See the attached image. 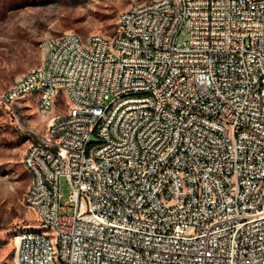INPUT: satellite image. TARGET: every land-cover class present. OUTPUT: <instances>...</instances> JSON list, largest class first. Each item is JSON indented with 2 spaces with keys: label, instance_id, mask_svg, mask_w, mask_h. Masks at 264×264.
Returning <instances> with one entry per match:
<instances>
[{
  "label": "built area",
  "instance_id": "1",
  "mask_svg": "<svg viewBox=\"0 0 264 264\" xmlns=\"http://www.w3.org/2000/svg\"><path fill=\"white\" fill-rule=\"evenodd\" d=\"M117 25L49 36L0 93L48 123L16 264H264V0L134 2Z\"/></svg>",
  "mask_w": 264,
  "mask_h": 264
},
{
  "label": "rangeland",
  "instance_id": "2",
  "mask_svg": "<svg viewBox=\"0 0 264 264\" xmlns=\"http://www.w3.org/2000/svg\"><path fill=\"white\" fill-rule=\"evenodd\" d=\"M143 1L147 0H0V93L42 63L49 36L74 30L84 40L95 33L113 37L119 13ZM188 35L185 26L179 40ZM61 102L55 111L63 108ZM14 107L15 111L0 102V264H16L17 232L39 223L24 199L31 180L24 156L33 135L45 134L48 125L32 99ZM70 191L68 179L62 176L61 203Z\"/></svg>",
  "mask_w": 264,
  "mask_h": 264
}]
</instances>
